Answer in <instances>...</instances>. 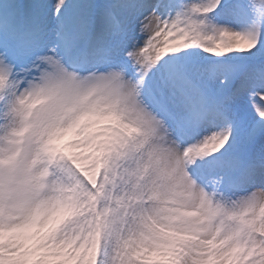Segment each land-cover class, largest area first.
Listing matches in <instances>:
<instances>
[{
    "label": "snow or ice",
    "instance_id": "1",
    "mask_svg": "<svg viewBox=\"0 0 264 264\" xmlns=\"http://www.w3.org/2000/svg\"><path fill=\"white\" fill-rule=\"evenodd\" d=\"M0 264H264V0H0Z\"/></svg>",
    "mask_w": 264,
    "mask_h": 264
}]
</instances>
